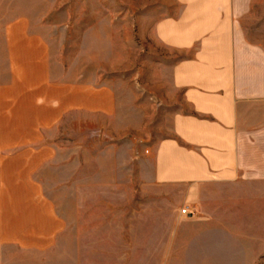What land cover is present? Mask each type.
Instances as JSON below:
<instances>
[{"label":"rangeland","instance_id":"obj_1","mask_svg":"<svg viewBox=\"0 0 264 264\" xmlns=\"http://www.w3.org/2000/svg\"><path fill=\"white\" fill-rule=\"evenodd\" d=\"M237 2L264 48V0ZM177 8L0 0V264H264V183L211 192L185 216L179 192L145 190L119 165L131 125L137 146L169 134L173 63L152 30ZM101 87L117 116L81 111V91L90 102Z\"/></svg>","mask_w":264,"mask_h":264},{"label":"crops","instance_id":"obj_2","mask_svg":"<svg viewBox=\"0 0 264 264\" xmlns=\"http://www.w3.org/2000/svg\"><path fill=\"white\" fill-rule=\"evenodd\" d=\"M175 1L176 13L152 30L154 54L165 51L173 63L171 99L160 102L174 110L169 134L137 146L131 125L115 147L119 158L127 154L119 165L132 183L138 175L145 190L179 192L178 204L199 207L211 192L231 196L264 183V48L247 39L240 22L247 8L237 0ZM81 92V111L119 114L113 88L95 89L90 102Z\"/></svg>","mask_w":264,"mask_h":264},{"label":"built area","instance_id":"obj_3","mask_svg":"<svg viewBox=\"0 0 264 264\" xmlns=\"http://www.w3.org/2000/svg\"><path fill=\"white\" fill-rule=\"evenodd\" d=\"M181 213H182V215H185V216H191L192 215V212H191V210H189L188 207L183 208L181 210Z\"/></svg>","mask_w":264,"mask_h":264}]
</instances>
